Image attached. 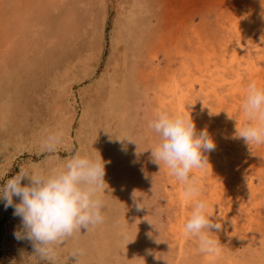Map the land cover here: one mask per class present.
<instances>
[{"label": "rangeland", "instance_id": "374dc122", "mask_svg": "<svg viewBox=\"0 0 264 264\" xmlns=\"http://www.w3.org/2000/svg\"><path fill=\"white\" fill-rule=\"evenodd\" d=\"M249 81L264 87L260 0H0V184L79 153L100 154L108 185L104 222L54 262L14 238L20 218L0 202V264H264V145L232 138ZM157 110L190 113L215 142L196 175L224 218L217 257L183 235L190 203L151 160ZM51 133L62 143L43 151Z\"/></svg>", "mask_w": 264, "mask_h": 264}, {"label": "clouds", "instance_id": "9594fccd", "mask_svg": "<svg viewBox=\"0 0 264 264\" xmlns=\"http://www.w3.org/2000/svg\"><path fill=\"white\" fill-rule=\"evenodd\" d=\"M239 110L245 122L238 126L234 119L232 138L243 139L249 147L264 145V87L249 81ZM147 128L159 137L149 149L152 162L178 182L183 200L190 203L182 225L183 235L194 240L196 250L203 256H219L222 245L213 230L221 229L224 218L213 217L209 211L196 175V171L202 172L210 165L206 153L215 149V142L206 128L196 130L190 113L182 116L157 110L147 122ZM61 143V134L51 133L44 138L41 148L54 152ZM104 176L100 154L99 158L73 154L54 169L19 167L15 175L0 184V202L5 209L11 206L13 216L20 218V229L13 232L14 238L29 240L34 256L54 262L57 246L66 238L81 233L82 228L87 233L104 222L108 188ZM22 180L27 183L22 184ZM135 193L134 190L132 199L136 209H147L144 197ZM136 259L143 258L127 260Z\"/></svg>", "mask_w": 264, "mask_h": 264}]
</instances>
